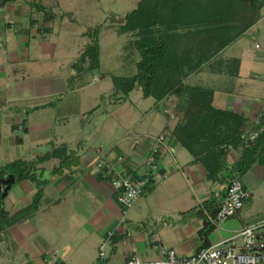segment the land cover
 I'll list each match as a JSON object with an SVG mask.
<instances>
[{"label": "crops", "instance_id": "crops-1", "mask_svg": "<svg viewBox=\"0 0 264 264\" xmlns=\"http://www.w3.org/2000/svg\"><path fill=\"white\" fill-rule=\"evenodd\" d=\"M35 2L37 3V0H0V162L2 165L17 160L30 161L62 144L77 151L76 157L79 159L61 175L52 173L59 163L56 160L38 165V170L50 174L49 180L39 179L49 183L45 186L39 209L34 214L33 219L38 220L33 223L27 219L0 230V264L15 240L9 241L7 235L11 234V238L14 234L17 236L16 242L24 251H30L34 253L35 258L38 257L39 264H43L50 253L58 254L64 264H96L100 258L96 259V254L92 258L93 251L108 241L110 232H115V237L108 241V245L113 254L119 251L124 254L123 264L131 255H136L142 260L157 259L158 254L152 249L154 244L175 249L181 255L196 253L202 245L198 233L205 226L206 218L210 216L203 209V203L216 199L219 205L226 185L210 181L205 168L190 164L193 158L189 152L180 144H174L171 133L179 118L171 109L166 108L168 112H162L165 124L161 133L166 135L167 140L161 151L159 165L168 176L149 194L138 200L127 213L124 222L123 209L116 199L113 187L100 177L95 165L102 159L114 164L125 175L144 172V161L157 138L156 135H151L150 129L159 127L161 124L156 126V122L161 123V119L143 127L140 134L143 140H133V143L120 140L118 145L106 151V144H114L117 140H98L100 143L96 145L91 135L84 144V136L79 134L70 144L58 135L49 133L50 129L60 126V117L57 115L50 119L46 113L64 109L69 90L65 92L64 99L56 103L50 100L61 95L57 91L59 86L55 87L52 83L46 87L43 82H39L42 79L38 76L44 74L40 63L44 59L41 50L49 55L48 58L55 57V46L48 43L45 47L37 41L41 39L38 28L42 24L43 14L38 16L40 19L35 17ZM41 3L50 9L47 4ZM44 36L42 34V38ZM240 40L241 38L225 48L215 60L206 64L190 79L195 76L220 75L221 72H218L214 65L222 60L221 55L224 52L238 45ZM255 48L261 49L258 44ZM237 53V58L232 59L239 58L241 61L239 75L230 76L229 83L234 80V84H213L216 87L213 89L214 105L216 108L242 115L251 123L258 114L264 113V101L257 100L253 94H247V90L242 87L254 80H261V76L244 74L242 47ZM263 63L264 56L258 62L255 61L254 65ZM84 88L79 85L71 92L73 94ZM131 104L133 105V102ZM161 104L165 107L164 102ZM27 111L30 112L26 113ZM150 116L151 114L148 117ZM142 119L140 125L144 124ZM17 133L24 134L20 141V150L23 151H20L19 147L14 148V136H17ZM148 139L151 142L147 141ZM76 144L79 145L77 148ZM120 157L124 161H119ZM238 157L239 154L234 152L230 162L233 164ZM7 176L9 175L0 179ZM14 180L13 184L1 188L3 207L10 217L27 208L38 190L37 183L32 179L18 181L14 177ZM243 210L236 217L216 227L210 236L211 245L233 238L244 227L255 223L250 214ZM188 212L191 214L184 215ZM160 219L163 222L159 227H150L151 221L158 222ZM146 220L149 221L148 225ZM127 223L130 227L126 228ZM140 223L144 226L142 231L137 227ZM133 227H137L139 231H132ZM109 260L110 258H107L100 263L109 264ZM32 263L31 259L27 262Z\"/></svg>", "mask_w": 264, "mask_h": 264}, {"label": "trees", "instance_id": "trees-1", "mask_svg": "<svg viewBox=\"0 0 264 264\" xmlns=\"http://www.w3.org/2000/svg\"><path fill=\"white\" fill-rule=\"evenodd\" d=\"M33 7L43 14L42 24L38 28L40 34L50 33L52 23L57 18L65 17V14L59 15L47 9L41 2L33 3ZM263 7L264 0H141L136 9L125 15L124 23L119 24L120 33L131 37L129 42L135 46L138 58L134 60L137 67L135 75L113 77L115 102L127 101L129 95L139 89L143 98L154 99L156 105L164 102L165 107L161 111L167 113L171 109L179 118L171 133L172 141L189 152L193 158L190 164L205 168L210 181L226 185L223 195L234 179L242 183L240 176L251 169L259 155H264V117L261 126L255 127L257 116L250 123L242 115L216 108L214 90L191 85L189 80L252 28L255 17L250 13L254 14ZM100 53L99 41L95 39L81 54L76 67L88 72L98 70L101 65ZM221 64L224 65L220 61L214 67L218 68ZM228 64L229 74L237 77L241 61L232 59ZM95 111L96 108L90 112ZM23 123L25 125L26 120ZM257 128L260 129L258 138L246 145L243 136L250 129L259 131ZM163 136L166 138V135ZM234 152L239 157L232 164L230 161ZM73 154L74 151L62 144L33 160H17L0 168V178L10 174L18 181L29 178L38 185L31 205L12 217L4 210L0 189V230L28 219L32 212L38 211L45 186L49 183L40 181L36 174L32 175L38 170V165L56 160L59 163L52 173L61 175L67 167L76 164ZM160 157L161 153L157 155L158 164ZM160 173L166 172L160 170ZM157 184L151 177L142 197ZM203 206L212 219L217 217L220 203L218 205L216 199L203 203ZM216 227L206 218L205 226L198 233L202 241L198 251L211 246L210 236Z\"/></svg>", "mask_w": 264, "mask_h": 264}, {"label": "rangeland", "instance_id": "rangeland-1", "mask_svg": "<svg viewBox=\"0 0 264 264\" xmlns=\"http://www.w3.org/2000/svg\"><path fill=\"white\" fill-rule=\"evenodd\" d=\"M39 1L45 5L47 4L50 9L59 15L65 14L64 18H57L52 23L50 33L44 34V38H42L41 34V39L37 40L42 46L46 47L48 43L51 46H55V57L48 58L49 55L45 54L44 50H41V53L44 54L42 56L44 59L40 63L44 69V74L43 76H38V78L42 79L39 82H43L46 87L52 83L55 87L59 86L57 91L61 95L52 97L50 101L53 100L57 103L63 100L65 92L69 90L67 103L63 106L64 109L58 112L48 111L46 113L47 118L49 117L50 119L57 115L60 117V126L57 125L54 129H50L49 133L52 132V134L58 135L63 138L64 142L70 144L75 141V138L79 137V134L84 136V144L85 140L91 135L94 137L93 142H96V145L100 143L97 142L98 140L106 139L111 142L117 140L114 144H106V151L111 149L112 146L118 145L120 140H124V143H133V140L138 142L139 139L143 138L140 136L141 131L144 129L143 127L154 120L161 119V123L156 122V126L161 124L159 127L150 129L151 135L159 137L160 133L164 131L163 126L165 124V117L162 116L163 113L161 111L163 110V105L161 103L156 105L154 99L143 98L142 90L140 89L132 92L127 101L123 103H116V98L114 97L113 77L135 75L137 67L134 65V60L138 58L135 46L129 42L131 37L120 33V26L116 21L136 9L141 0H37V2ZM35 14V17L40 19L38 16H41V13L37 12ZM250 14L255 17L254 22L258 23L241 37L238 45L233 46L232 49L221 55V61L224 65L221 64L217 68L218 72H221V76H195L189 80V84L212 89H216L213 84L218 86L234 84V80L229 83L231 75L229 74L230 65L228 61L232 60V58H237L239 55L237 51L242 47L245 61L242 66V72L250 74V76H261V80H254L242 88L247 90V94H253V97H256L257 100L264 101V63L254 65L255 61L258 62L264 56V7L254 14ZM70 17L73 18V21ZM98 26H101V28H97ZM89 29L93 32L92 34H90L91 31ZM98 31L99 36H97ZM95 39L99 41L101 50L100 68L93 72L83 69L81 71L80 67H76V64L81 54ZM256 44L261 49H256ZM79 85H83L85 87L84 90L76 91L72 94L71 90L77 89ZM131 102H133V105ZM95 108L96 111L91 113L90 111ZM150 114L151 116L148 117ZM140 119L144 121V124L140 125ZM260 122L262 124V119ZM254 126L258 127L256 124ZM257 130L260 131L259 128ZM16 135L14 136L16 139V147L14 148L17 149L19 147L20 150L21 143L19 139H22L24 134L17 133ZM161 135L164 134L161 133ZM71 151L73 152L74 150ZM77 153V151H74V161L79 159L76 157ZM9 164L11 163L1 165L0 162V168ZM240 180L251 194V198L246 203L245 209L243 208V212L250 214L252 221L255 223L264 221V155L258 156L251 169L240 176ZM191 212L186 213V215H190ZM85 213H88V211H85ZM34 214L36 213L32 212V216L28 220L36 223L38 219H33ZM159 221H151L150 227H159L163 222L161 219ZM146 224H149L148 220H146ZM125 225L126 228L130 227L128 223ZM137 227H140V231L144 228L142 223L137 225ZM137 227H133L131 230L137 232V230L139 231ZM2 235L4 234L2 233ZM11 235H7L9 241L15 240L11 243L10 249L7 250L6 257L2 258L1 264H27L30 259L33 262L32 264H39L38 257L35 258L34 253L30 251H24L16 242L18 241L17 236L14 234L11 238ZM105 252L106 259L110 258L109 264H123L124 254L121 251L113 254L110 245L107 244ZM95 254L96 259L99 258V249L93 251L92 258ZM100 261L96 264H101Z\"/></svg>", "mask_w": 264, "mask_h": 264}, {"label": "built area", "instance_id": "built-area-1", "mask_svg": "<svg viewBox=\"0 0 264 264\" xmlns=\"http://www.w3.org/2000/svg\"><path fill=\"white\" fill-rule=\"evenodd\" d=\"M258 47V46H257ZM264 113L257 115L256 125L260 124ZM260 131L248 130L243 136L246 145L252 144L259 136ZM166 138L160 135L154 140L151 152L144 161V172L125 175L114 164L99 160L95 165L96 172L103 180L108 181L113 187L116 199L123 209V221L127 213L142 197L151 177L157 183L164 180L168 174L160 173L157 155L161 153ZM123 158H119L122 161ZM251 198L248 190L243 188L238 179H234L226 188L225 194L220 198V210L215 219L209 216L210 221L217 226L236 216ZM115 232L108 234V241ZM104 242L99 248V258L106 260V245ZM152 249L157 252L155 260H142L136 255H131L125 264H264V221L256 222L244 227L241 232L230 239L203 248L191 255H181L175 249L154 244ZM43 264H64L56 253H50Z\"/></svg>", "mask_w": 264, "mask_h": 264}, {"label": "water", "instance_id": "water-1", "mask_svg": "<svg viewBox=\"0 0 264 264\" xmlns=\"http://www.w3.org/2000/svg\"><path fill=\"white\" fill-rule=\"evenodd\" d=\"M115 20V19H114ZM116 23L118 24H123L124 23V18H120L119 21H116ZM36 174L38 179L40 180H49L50 179V174L49 172H43L41 170L38 171H34L32 172V175ZM15 182L14 177L9 175L6 178L0 179V189L2 188V186H6L8 187L9 185L13 184Z\"/></svg>", "mask_w": 264, "mask_h": 264}]
</instances>
